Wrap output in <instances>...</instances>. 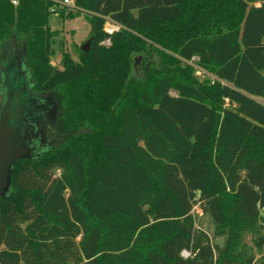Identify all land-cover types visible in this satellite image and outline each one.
Segmentation results:
<instances>
[{"label": "trees", "instance_id": "trees-1", "mask_svg": "<svg viewBox=\"0 0 264 264\" xmlns=\"http://www.w3.org/2000/svg\"><path fill=\"white\" fill-rule=\"evenodd\" d=\"M74 2L0 0V83L20 44L59 117L0 197V264H264V0ZM54 13L90 24L61 67Z\"/></svg>", "mask_w": 264, "mask_h": 264}, {"label": "rangeland", "instance_id": "rangeland-1", "mask_svg": "<svg viewBox=\"0 0 264 264\" xmlns=\"http://www.w3.org/2000/svg\"><path fill=\"white\" fill-rule=\"evenodd\" d=\"M49 23L52 29L60 30L58 41L55 44L56 55L51 64L61 67L62 47L78 59L80 47H83L90 39V24L87 17L67 15L65 18L54 13ZM1 70L0 104L9 111L12 110L10 117L21 122V129L29 125L31 126L30 131L35 130L36 137H31L34 142L31 147V156L40 155L56 145L55 131H57L59 117L54 98L51 94L39 92L33 88V79L26 62L25 52L20 44L14 46L7 58L2 60ZM138 73L143 74V71H138ZM195 74L202 80L213 79L210 74L200 69H196ZM193 214L197 225L213 234L214 227L199 205L194 206ZM247 240L250 242V237ZM214 241L223 243L221 238ZM184 254L187 255L186 252Z\"/></svg>", "mask_w": 264, "mask_h": 264}, {"label": "water", "instance_id": "water-1", "mask_svg": "<svg viewBox=\"0 0 264 264\" xmlns=\"http://www.w3.org/2000/svg\"><path fill=\"white\" fill-rule=\"evenodd\" d=\"M89 45L90 40L83 49L88 50ZM11 111L3 107L0 119V197H6L11 191V174L17 161L32 157L30 146L17 143L21 122L10 117Z\"/></svg>", "mask_w": 264, "mask_h": 264}, {"label": "built area", "instance_id": "built-area-1", "mask_svg": "<svg viewBox=\"0 0 264 264\" xmlns=\"http://www.w3.org/2000/svg\"><path fill=\"white\" fill-rule=\"evenodd\" d=\"M56 1H58L62 5H66V6H69V7H75V2L74 1H71V0H56ZM12 2L14 4H17L18 3V0H12ZM122 28H124L122 24H120L119 22L115 21L114 19H112L110 17H106V19H105V25H104V30L109 35L114 34L115 32L121 30ZM102 43L104 45H110L111 44V40H110V38H107Z\"/></svg>", "mask_w": 264, "mask_h": 264}, {"label": "flooded vegetation", "instance_id": "flooded-vegetation-1", "mask_svg": "<svg viewBox=\"0 0 264 264\" xmlns=\"http://www.w3.org/2000/svg\"><path fill=\"white\" fill-rule=\"evenodd\" d=\"M2 111H3V106H2V104H0V119H1ZM30 129H31V126L25 125V127H23L20 130L19 140H17V143H21V144H24L26 146L28 145V146L32 147L34 142L31 139V137H36L37 134H36L34 129L32 131H30Z\"/></svg>", "mask_w": 264, "mask_h": 264}]
</instances>
